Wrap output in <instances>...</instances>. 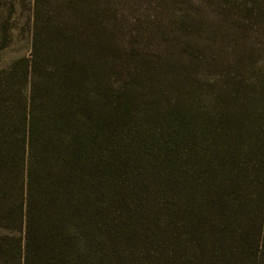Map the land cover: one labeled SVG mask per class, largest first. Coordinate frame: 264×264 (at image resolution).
<instances>
[{
    "label": "trees",
    "instance_id": "obj_1",
    "mask_svg": "<svg viewBox=\"0 0 264 264\" xmlns=\"http://www.w3.org/2000/svg\"><path fill=\"white\" fill-rule=\"evenodd\" d=\"M141 1L157 40L125 29L136 0L31 1L0 70V264H264V85L211 46L264 31V0Z\"/></svg>",
    "mask_w": 264,
    "mask_h": 264
},
{
    "label": "rangeland",
    "instance_id": "obj_2",
    "mask_svg": "<svg viewBox=\"0 0 264 264\" xmlns=\"http://www.w3.org/2000/svg\"><path fill=\"white\" fill-rule=\"evenodd\" d=\"M31 1L32 0H24V7L20 5L21 8L18 9L17 25L12 32L13 40L7 49L0 50V70L7 68L11 63L20 58L28 59L30 56L31 40L27 21L29 18ZM136 1L139 5L134 6L133 11L125 9V7L123 9L124 21L122 20V22H124V27H126L125 29H127L128 32L133 25L139 24L143 28L142 32L146 33L147 37H154L155 40H157L156 36L159 34V28L153 25L160 24L162 26L160 31H169L167 18L162 10L155 11L154 7H151L149 4H144L141 0ZM124 3L125 6L130 5L128 0H124ZM199 4V1H195L196 6ZM135 19L136 23H133ZM150 26L154 28L151 29ZM158 37H160V35H158ZM211 43L212 42H208L206 46L211 45ZM154 44L142 41L139 49L140 51L147 50V53L152 55L162 52L158 51V49H163L164 44H160L159 42H155ZM211 46L217 50L218 58L221 63L225 64L222 70L233 68L231 70L233 73L229 74L231 81L233 79L236 83L246 81V83L252 84L250 86L255 87V92L259 90L260 86L264 85V31L249 32L244 37H241L240 34H229L227 36H223L222 34L217 40V43ZM240 59H243L246 63L240 65Z\"/></svg>",
    "mask_w": 264,
    "mask_h": 264
}]
</instances>
